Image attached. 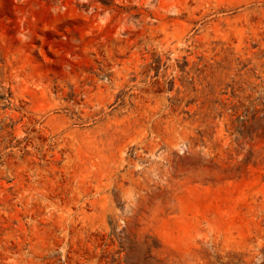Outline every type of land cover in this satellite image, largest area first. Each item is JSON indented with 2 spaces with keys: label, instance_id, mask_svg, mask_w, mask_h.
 <instances>
[{
  "label": "rangeland",
  "instance_id": "rangeland-1",
  "mask_svg": "<svg viewBox=\"0 0 264 264\" xmlns=\"http://www.w3.org/2000/svg\"><path fill=\"white\" fill-rule=\"evenodd\" d=\"M0 264H264V0H0Z\"/></svg>",
  "mask_w": 264,
  "mask_h": 264
}]
</instances>
